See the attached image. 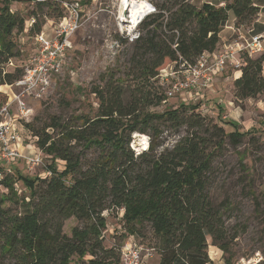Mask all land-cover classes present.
<instances>
[{
	"label": "trees",
	"instance_id": "1",
	"mask_svg": "<svg viewBox=\"0 0 264 264\" xmlns=\"http://www.w3.org/2000/svg\"><path fill=\"white\" fill-rule=\"evenodd\" d=\"M37 3L41 15L33 13L26 20L11 9L9 0H0V109L8 100L1 88L12 85L24 72L18 37L32 18L36 22L28 34L34 38L49 18L64 15L61 1ZM158 8L140 26L131 58L134 77L144 82L137 99L126 103L122 86L112 85L94 90L99 104L94 117L81 115L71 121L54 117L38 126L26 124L37 149L53 163L64 162L65 168L59 171L52 164L45 178H24L32 191L30 214L14 213L0 201V264H120L121 246L107 249L102 233L107 228L104 213L121 208L125 209V231L148 239V245L140 244L155 250L158 264H211L208 238L229 255L226 264H230L239 235L229 232L226 209L211 201L208 174L225 140L238 144L248 133L228 134L214 125V133L208 136L210 127L197 111L199 105L182 103L162 114L146 110L165 99L158 92L162 88L155 86L162 70L179 60L194 63L203 53L216 52L229 13L236 18V29L250 30L260 8L252 0H225L221 7L164 0ZM239 59L242 66L234 90L236 101L243 102L264 94V52L257 57L240 53ZM159 124H171L176 130L187 127L188 133L171 149L159 152L163 134ZM136 133L151 136L150 147L140 154L130 147ZM92 149L99 155L83 168L85 153ZM16 172L18 182L23 177ZM1 187L19 206L25 202V198L18 201L8 177L0 181ZM262 196L264 201V190ZM70 218L82 226L68 237L63 229Z\"/></svg>",
	"mask_w": 264,
	"mask_h": 264
},
{
	"label": "rangeland",
	"instance_id": "2",
	"mask_svg": "<svg viewBox=\"0 0 264 264\" xmlns=\"http://www.w3.org/2000/svg\"><path fill=\"white\" fill-rule=\"evenodd\" d=\"M9 1L11 9L21 13L26 20L33 13L39 15L42 13V9L38 7L35 0ZM51 1L79 2L83 10V21L81 29L73 37V49L66 55L63 71L55 79L48 98L33 104L35 114L31 122L38 126L49 122L54 117L63 121H71L81 115L94 117L99 107L98 97L93 93L94 90L108 89L112 85L120 84L119 86H122L123 98L126 103L137 99L144 82L134 77L135 70L131 64L135 42L129 43L119 33L121 30L120 0ZM136 1L146 2L150 7L152 5L156 11L153 14H157L158 7L164 4V0ZM201 1L203 0H192V3L201 6ZM43 12L44 15H47L46 8L43 9ZM48 20L53 19L49 18ZM47 23L43 27V31H47L44 30L48 29ZM255 27L261 29L263 26L259 24ZM28 33L29 25L26 32L18 37V45L24 50L23 63L28 61L35 48V40ZM115 41L119 42V47L113 44ZM11 67L9 66L10 70L13 69ZM236 70L229 67L216 80L212 89L206 92L202 102L192 100L187 103L192 106L199 105L197 111L206 118V125L210 127L208 136L214 133V125L222 127L228 134L236 130L248 133V136L238 144H232L229 139L225 140L224 150L217 154L208 174V191L214 205L223 206L226 209L225 220L229 232L239 235L232 247L233 258L230 264H239L243 259L246 263L253 260L251 264L255 261L264 264V201L262 196L264 190V94L255 99L237 102L234 81L236 73L239 71ZM155 86L159 87L158 81ZM161 90L158 92L164 93L165 98L166 90L165 88ZM146 91H149V88ZM151 97L154 100L153 94ZM182 103L184 102L179 97L166 99L159 106L149 107L146 111L162 114ZM158 126L163 131L159 140L162 142L158 148L159 152L171 149L188 133L187 127L176 130L171 124H159ZM17 131L24 145L35 150L36 140L29 133L26 124L18 125ZM145 137L149 139L150 147V134L136 133L132 135L130 147L135 154L142 153L146 147ZM143 143L145 145L141 146ZM98 155V151L94 149L86 152L83 168H86ZM52 164L59 171H63L65 168L64 162L57 160L53 163L52 158L45 154L43 165L34 169H29L23 160L11 165L10 168L14 174H7V177L14 183L18 201L25 198V202L19 206L14 198L8 195V190L1 187L0 201L3 202V208L10 209L14 213L30 214L33 209L32 191L24 178H45L48 175V167ZM16 171L23 177L18 182ZM124 214L125 211L121 212V209L104 213L107 218V228L102 233L104 246L107 249L122 247L128 241L139 244L143 241L148 245V239L143 240L125 231L127 223L124 220ZM81 226L82 223L76 218H70L65 222L63 231L68 237H71L73 230ZM149 232L148 228L147 233ZM208 242L210 244L208 253L212 251L209 253L211 264H226V258L229 255H224L222 251L213 246L210 238H208ZM214 253L218 254L215 256ZM156 254L153 256L152 264H156L160 260V258L158 259L159 255ZM75 261L78 259L75 258Z\"/></svg>",
	"mask_w": 264,
	"mask_h": 264
},
{
	"label": "built area",
	"instance_id": "3",
	"mask_svg": "<svg viewBox=\"0 0 264 264\" xmlns=\"http://www.w3.org/2000/svg\"><path fill=\"white\" fill-rule=\"evenodd\" d=\"M62 6L64 15L60 19H53L51 32L48 34L42 31L34 37L35 48L23 65L22 77L12 85L6 86L9 89V93H6L8 100L0 109V181L7 177V174H13L10 166L20 160L25 161L29 169L43 165L44 154L34 145L35 150L24 145L17 126L30 123L35 114L33 104L48 98L55 79L63 71L66 55L73 49V37L82 27L83 10L80 3L63 2ZM151 9L150 15L156 12L152 5ZM147 17L136 25L121 21L119 33L122 38L129 43L138 40L141 36L139 27ZM35 22L32 18L29 27ZM236 35V39L222 50L205 52L194 63L179 60L162 70L157 81L159 86L166 90L164 101L176 97L184 103L192 100L203 101L217 76L222 75L229 67L240 70V53L254 57L264 52V33L257 35L253 29L241 28L236 29ZM113 44L119 47L118 41ZM8 66L13 67V61H10ZM148 148L149 139L146 138L143 151ZM124 211L125 209L121 208V212ZM155 253L154 249L128 241L121 247L120 264H145V260L152 258ZM252 261L246 263L243 259L239 264H251ZM253 264H259V261Z\"/></svg>",
	"mask_w": 264,
	"mask_h": 264
},
{
	"label": "crops",
	"instance_id": "4",
	"mask_svg": "<svg viewBox=\"0 0 264 264\" xmlns=\"http://www.w3.org/2000/svg\"><path fill=\"white\" fill-rule=\"evenodd\" d=\"M202 3L200 4H204V3H208V4H212V5H215L217 7H221V6H224L225 5V0H203L201 1ZM253 4L255 7H258L260 8V14H259V17L257 19V21L255 22L254 26H253V32L254 34H262L264 33V0H252ZM200 7V6H198ZM235 22H236V18L234 16V14L232 12L229 13V19L228 21L225 23L224 27H223V30L222 32L220 33V38H221V42H220V45L218 47V50H222L227 44L233 42L237 35H236V27H235ZM52 23H53V20H48V23H47V26H48V29H44V30H47L45 32H47L48 34L51 32V26H52ZM259 24H262V28L261 29H257L255 26L259 25ZM239 74V72L236 73V77L237 75ZM222 75H219L215 78V83H216V80H218L219 77H221ZM214 83V84H215ZM2 92L4 93H9V89L8 87L6 86H3L1 88ZM199 102H202V100H198ZM25 150V149H24ZM11 169V168H10ZM210 249V248H209ZM212 252V251H209V253ZM215 256L218 254V253H214ZM157 255V254H156ZM154 256V255H153ZM154 257L150 258V259H146L145 260V264H152L153 259ZM158 259H159V256H158ZM214 261V259H212ZM159 263V261H158ZM156 263V264H158Z\"/></svg>",
	"mask_w": 264,
	"mask_h": 264
},
{
	"label": "bare ground",
	"instance_id": "5",
	"mask_svg": "<svg viewBox=\"0 0 264 264\" xmlns=\"http://www.w3.org/2000/svg\"><path fill=\"white\" fill-rule=\"evenodd\" d=\"M121 21L123 23L138 24L144 17L150 15L151 7L146 2H137L136 0H120ZM143 139V138H142ZM145 144H141L144 146Z\"/></svg>",
	"mask_w": 264,
	"mask_h": 264
}]
</instances>
